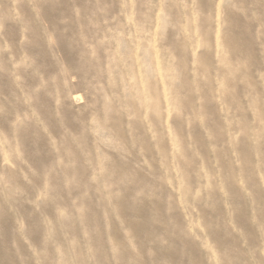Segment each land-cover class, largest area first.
<instances>
[{
  "label": "rangeland",
  "instance_id": "1",
  "mask_svg": "<svg viewBox=\"0 0 264 264\" xmlns=\"http://www.w3.org/2000/svg\"><path fill=\"white\" fill-rule=\"evenodd\" d=\"M263 208L264 0H0V264H264Z\"/></svg>",
  "mask_w": 264,
  "mask_h": 264
},
{
  "label": "bare ground",
  "instance_id": "2",
  "mask_svg": "<svg viewBox=\"0 0 264 264\" xmlns=\"http://www.w3.org/2000/svg\"><path fill=\"white\" fill-rule=\"evenodd\" d=\"M235 1L238 2L239 4L244 3V0H235ZM200 4H201V6L204 7L205 0H200ZM228 22L230 23V29H228L224 34V42L226 43V45H228V47H231L233 49L247 53L248 49L243 48V37L241 38V36L237 32V28L240 27L239 20L236 17H232L229 15L228 16ZM240 146H241L240 147L241 148V155H242L243 159H248V154H247L245 146L243 144H241ZM257 199H258L259 203H262L261 197H258ZM263 213H264V208H263ZM131 227L133 229L132 232L136 233V231L143 230L144 229L143 227H145V226L143 225V227H141V226L139 227L137 224H135L133 222V223H131ZM169 255L171 256V254H169Z\"/></svg>",
  "mask_w": 264,
  "mask_h": 264
}]
</instances>
